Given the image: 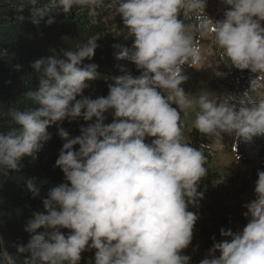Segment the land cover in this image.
<instances>
[{
    "label": "clouds",
    "instance_id": "obj_1",
    "mask_svg": "<svg viewBox=\"0 0 264 264\" xmlns=\"http://www.w3.org/2000/svg\"><path fill=\"white\" fill-rule=\"evenodd\" d=\"M38 2L28 0L32 8ZM103 3L51 0L34 17L43 19L50 8L67 15L74 7ZM219 3L226 10L213 23L205 15L206 0H113L114 16L123 24L119 33L132 40L131 47L114 44V57L131 62L140 75L112 77L105 97L82 96L88 82L100 78L95 63H83L94 57L95 38L63 51V58L53 50L31 65L38 88L20 101L29 106L6 113L13 126L0 133V174L18 170L23 157L35 159L50 139L51 125L82 119L86 126L74 138L58 129L65 142L54 167L64 182L48 190L44 211L27 221L26 246H16L12 255L0 238V264H80L86 251H94L86 264H190L191 257L181 253L192 242L199 214L189 209L203 198L198 188L207 169L203 151L183 137L181 112L195 110L193 129L217 141L228 135L249 142L264 135V98L252 102L245 92L237 103L232 95L210 98L208 91L192 95L181 87L187 80L182 66L201 62L192 26L178 18L191 12L198 13L196 30L211 29L226 67L258 74L253 88L264 84V0ZM214 75L223 78L219 71ZM109 112L113 118L105 124ZM26 187L33 198L39 196L32 180ZM254 196L242 205L243 229L222 227L220 240L212 238L199 264H264V171L257 172Z\"/></svg>",
    "mask_w": 264,
    "mask_h": 264
},
{
    "label": "trees",
    "instance_id": "obj_2",
    "mask_svg": "<svg viewBox=\"0 0 264 264\" xmlns=\"http://www.w3.org/2000/svg\"><path fill=\"white\" fill-rule=\"evenodd\" d=\"M50 3L51 0H39L35 8H32L28 0H0V133H6L13 126L10 117L6 115L8 109L17 107L22 110L29 106L30 102L21 103L20 101L27 91L38 88V79L31 65L40 58L52 55L53 50L57 56L63 58V51L75 50L90 37L97 39L98 46L93 59L83 62L95 63L98 66L100 78L88 82V87L82 93V96L93 100L107 96L112 77L124 74L133 77L140 75L131 62L117 61L114 57L115 50L112 46L120 44L131 47V39L126 41L118 36L107 24L95 20L90 15L89 9L84 7H74L67 15L55 8H50L43 19L39 16L34 17L39 14L44 5ZM21 7L24 9L22 12H20ZM197 15V12H191L178 17L192 26L193 40H197L204 32L196 30ZM34 18L39 22L34 24ZM49 18L54 19V23L50 26L46 23ZM222 18L223 16L209 19L215 23ZM216 57V60L220 61V57ZM226 59L224 56V61L221 63L220 72L223 78L218 81L220 91L217 97L222 99L232 95L234 102L238 103L245 98L243 94L247 92L249 101L258 102L262 99L264 84L257 85L255 88L250 86L251 81L258 74H253L249 70L228 68L225 66ZM17 65L20 66L19 71L15 70ZM112 118L111 112L106 113L104 123H111ZM83 126L86 125L82 119H65L51 125L47 129L50 139L35 154V159L23 157L18 170L0 174V238L3 239L9 254H16V246L27 245L30 240V234L24 231L27 221L32 218L33 213L44 211L42 201L46 198L48 190L64 182L63 173L59 168L54 167L65 142L59 138L58 129L66 130L70 138H74L80 135V128ZM186 141L203 151L207 169V175L202 178L198 188V192L203 193V198L197 202L196 208L189 210L198 212L202 224L210 218L231 216L233 221L225 225V229L231 227L233 231H237L236 226L243 223V217L235 207L229 204L244 194L250 184L256 181L258 171H263L264 135L253 137L249 142H243L228 135L224 136L221 142L230 147L234 146L239 163L251 169L247 174H235L222 183L221 175L210 168L212 146L218 141L199 134L193 127ZM146 142H150V139L146 138ZM29 180H32L34 186L39 188V196L36 198L32 197L26 187V182ZM198 228L207 238L203 225H198ZM43 231V228L37 230L38 233ZM61 231L65 234L68 232L66 229ZM207 240L212 242L209 238ZM28 255L27 253L20 255L19 261H23ZM81 256L80 264H86V261L94 258V251H86Z\"/></svg>",
    "mask_w": 264,
    "mask_h": 264
},
{
    "label": "rangeland",
    "instance_id": "obj_3",
    "mask_svg": "<svg viewBox=\"0 0 264 264\" xmlns=\"http://www.w3.org/2000/svg\"><path fill=\"white\" fill-rule=\"evenodd\" d=\"M89 9L90 15L95 20H100L107 24L118 36L119 31L123 28L122 20L119 15L114 16L115 8L113 5V0H104V3L96 6L94 9L89 6H83ZM226 10L225 6L219 3V0H206L205 15L213 19L215 17L223 16V12ZM264 26V23H262ZM193 44L198 47L201 55V62L197 65L189 67L187 64L183 65L184 75L187 76L185 83L181 85L186 94L195 95L199 91H208L212 93L210 98H215L220 91L218 81L221 77L214 75L215 71H219L222 67L224 56L222 50L219 49L215 43L211 29L204 31L197 40H193ZM220 57V61L216 60ZM167 93L165 92V95ZM176 107L175 105H172ZM195 119V110H189L188 114L185 115L181 112V123L183 125L182 132L183 137L186 140L189 131L192 128L193 121ZM216 152L219 153L210 165L213 172L221 175V181L226 182L230 177L235 174H242V169L237 167V160L228 151H225L221 145H216ZM243 166V165H242ZM237 209V208H236ZM242 215V213H241ZM243 217V215H242ZM233 221L231 216L225 215L223 217L210 218L205 224H202L200 218L197 220L193 228L192 242L187 249H185L181 254L188 255L191 257L190 264H199L200 260L203 259L208 249L211 247L212 242L207 240L213 237L216 240H220L219 230L225 225ZM247 220L243 217V223L236 226L237 231L242 230L246 225ZM198 225H203L205 232L207 233V238L201 234ZM195 249V250H194ZM218 255V254H217Z\"/></svg>",
    "mask_w": 264,
    "mask_h": 264
},
{
    "label": "crops",
    "instance_id": "obj_4",
    "mask_svg": "<svg viewBox=\"0 0 264 264\" xmlns=\"http://www.w3.org/2000/svg\"><path fill=\"white\" fill-rule=\"evenodd\" d=\"M262 98H264V91L262 92ZM221 147L224 148L225 151H228L229 154H232L235 157V159L237 160V167L239 169L243 168V171L241 172L242 174L249 173L251 168L249 166H242L239 163L238 158H237V154H236V148L234 146L230 147L227 144H223V145H221ZM214 149L216 150V146H214ZM218 154L219 153L215 152L213 154V156H212V160ZM263 161H264V155H263ZM263 171H264V168H263ZM254 185H255V182L251 183L249 188L247 189V191L244 194H242L238 199L230 202L229 205L231 207L237 208L239 214H241V213H243L245 211V209L242 208L243 204L248 203V202L252 201L253 199H255V196H254Z\"/></svg>",
    "mask_w": 264,
    "mask_h": 264
}]
</instances>
